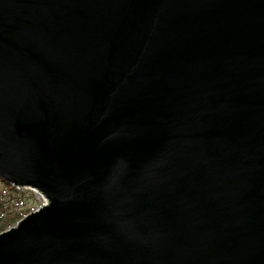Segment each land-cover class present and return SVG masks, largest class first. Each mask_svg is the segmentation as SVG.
Instances as JSON below:
<instances>
[{"label":"water","instance_id":"1","mask_svg":"<svg viewBox=\"0 0 264 264\" xmlns=\"http://www.w3.org/2000/svg\"><path fill=\"white\" fill-rule=\"evenodd\" d=\"M0 179V264H264V0H0Z\"/></svg>","mask_w":264,"mask_h":264},{"label":"rangeland","instance_id":"2","mask_svg":"<svg viewBox=\"0 0 264 264\" xmlns=\"http://www.w3.org/2000/svg\"><path fill=\"white\" fill-rule=\"evenodd\" d=\"M4 188L7 190H10L6 186H4ZM16 188H17V191H15V190L11 191V194H12L11 197L8 194L1 197V199H2L1 204L4 206H8V208L6 210L12 209V210H16V211H18V210L21 211L22 209L29 208L33 211V210L38 209L44 203H47V202H45L46 198L44 197L45 198V201H44L42 194L39 193V191H37V190H32L30 188H25V187H20V188L16 187ZM2 189H3V184H2V180L0 179V190H2ZM18 193L19 194L22 193V195H23L22 201L19 203H18V200L16 198L17 197L16 195H18ZM29 212H31V211H28V213ZM6 223H8V224H6ZM10 223L11 222L8 221V219H6V217L3 218L0 221V232L8 229L11 226H14L17 222L12 223L11 225H10ZM3 226L6 228L2 229V228H4Z\"/></svg>","mask_w":264,"mask_h":264},{"label":"trees","instance_id":"3","mask_svg":"<svg viewBox=\"0 0 264 264\" xmlns=\"http://www.w3.org/2000/svg\"><path fill=\"white\" fill-rule=\"evenodd\" d=\"M2 184H3V189L0 190V221L6 217V219H8V221H10V225L14 222H18L21 218H23L27 213L28 211H32L31 209L29 208H25V209H20L21 211H16V210H6L8 208V206H4L1 204V197L2 196H5L6 194H8L10 197L12 196L11 194V191H17V188L14 187V186H11L9 183L7 182H4L2 181ZM4 186L8 187V189L10 190H7L4 188ZM17 197V200H18V203L22 201V198H23V195L22 193H18V195H16ZM19 205V204H18ZM27 212V213H26ZM8 224V223H6ZM4 227V226H3ZM6 227L2 228V229H5ZM1 229V230H2Z\"/></svg>","mask_w":264,"mask_h":264},{"label":"bare ground","instance_id":"4","mask_svg":"<svg viewBox=\"0 0 264 264\" xmlns=\"http://www.w3.org/2000/svg\"><path fill=\"white\" fill-rule=\"evenodd\" d=\"M42 197L44 198L43 195H42ZM44 201H45V198H44ZM45 202H47V201H45ZM44 204H46V203H44ZM44 204H43V205H44ZM40 207H41V206H40ZM40 207H39V208H40ZM39 208H38V209H39ZM36 210H37V209H36ZM33 211H35V210H33ZM31 212H32V211H31ZM29 213H30V212H29ZM27 214H28V213H27ZM27 214H26V215H27ZM21 219H22V218H21ZM15 225H16V224H15Z\"/></svg>","mask_w":264,"mask_h":264}]
</instances>
